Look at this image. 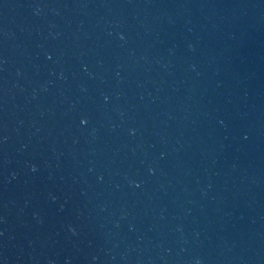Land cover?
Masks as SVG:
<instances>
[{
	"label": "water",
	"instance_id": "1",
	"mask_svg": "<svg viewBox=\"0 0 264 264\" xmlns=\"http://www.w3.org/2000/svg\"><path fill=\"white\" fill-rule=\"evenodd\" d=\"M0 264H264V0H0Z\"/></svg>",
	"mask_w": 264,
	"mask_h": 264
}]
</instances>
